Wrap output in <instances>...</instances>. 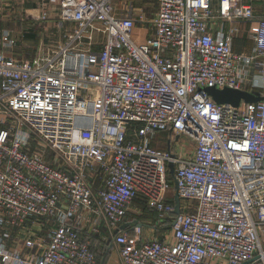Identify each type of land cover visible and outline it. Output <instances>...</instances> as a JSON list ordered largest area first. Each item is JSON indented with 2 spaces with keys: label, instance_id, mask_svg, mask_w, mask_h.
Segmentation results:
<instances>
[{
  "label": "built area",
  "instance_id": "built-area-1",
  "mask_svg": "<svg viewBox=\"0 0 264 264\" xmlns=\"http://www.w3.org/2000/svg\"><path fill=\"white\" fill-rule=\"evenodd\" d=\"M120 1L49 0L58 41L30 61L13 41L0 49V264H98L80 231L102 229L119 264H264V99L208 94L264 93V0H156L151 20ZM241 22L249 54L233 49ZM136 198L170 222V242L119 230ZM6 227L41 253L7 249Z\"/></svg>",
  "mask_w": 264,
  "mask_h": 264
},
{
  "label": "rangeland",
  "instance_id": "rangeland-1",
  "mask_svg": "<svg viewBox=\"0 0 264 264\" xmlns=\"http://www.w3.org/2000/svg\"><path fill=\"white\" fill-rule=\"evenodd\" d=\"M10 3L12 6L4 8L6 9L5 14L0 13V27L5 28L7 31L4 35L5 40H12L13 43H15L13 49L16 59L18 58L30 61L37 57L40 46L47 43L46 39L52 38V29L54 30L53 34H56V36L58 35L57 38L56 36L54 37V41L58 40L59 34L55 30L58 25L57 8L51 4L49 0H14ZM129 3H132V7L134 9L144 8L143 13L145 14L146 19L151 20L153 18V14L156 11V0H121L119 3L120 8L125 6V4L128 5ZM255 4H258V2ZM2 8L3 7L0 3V9ZM51 27L52 29H50ZM21 30L23 31V34H28L26 41H29L27 44L30 46L22 45L21 42H19ZM141 33L143 35L146 34L144 31ZM169 140L168 134L156 133L151 137V144L157 149L166 150L169 148ZM172 141L174 147H179L182 150L181 152L183 155L189 156L191 154L194 142L191 138L182 136L178 142H174V139H172ZM170 179L172 178L169 177L168 182ZM167 197H169V199L170 197L174 198V191L171 186L168 190ZM139 208L140 207L137 204L133 205V209L140 210V213L144 217H153L151 212H144L141 210L142 208ZM261 247L264 249L263 242Z\"/></svg>",
  "mask_w": 264,
  "mask_h": 264
},
{
  "label": "crops",
  "instance_id": "crops-1",
  "mask_svg": "<svg viewBox=\"0 0 264 264\" xmlns=\"http://www.w3.org/2000/svg\"><path fill=\"white\" fill-rule=\"evenodd\" d=\"M11 1H14V0H0L1 6L3 7L2 9H0V13L5 14L6 9L4 8L12 6L10 3ZM15 1H18V0H15ZM255 1L258 2V4H255L256 2L254 3L255 7L261 10L260 9L261 0H255ZM237 25H238L237 27H238L239 33L237 37L234 39L233 49L235 52H238V53H242V52L249 53L253 49V42L249 38L248 23L241 22ZM54 28H55V25H54ZM50 29H52V27ZM55 30L58 33V25L56 26ZM5 32H7L6 29L0 27V49L5 48L7 44L10 41H12V40H7V41L5 40V37H4ZM22 32L23 31L21 30V34H20L21 36H20L19 42H21L22 45L30 46L29 44H27L29 43V41L28 40L26 41V38H28V34H23ZM51 33H52L51 35L52 38L46 39L48 43L55 42L54 37L56 36V34H53L54 33L53 29L51 30ZM12 56L16 58L14 50L12 52ZM251 91H250V88L247 89V92L252 93V94H258L260 97H263L262 95L264 93L262 94L258 91H252V92ZM133 213L139 214V216L141 215L140 210L138 213L137 212H133ZM144 219H143L144 222H140L138 219L132 220V214H130V211H129L126 219L124 220V223L120 225L119 230L132 232V230L135 227H138L141 229V232L144 238L157 239L160 241L166 240L168 242L171 241L170 227L159 225L160 223L155 224V222H153V220L150 217L144 218ZM37 226L38 225L32 226V229L35 232V238H39L41 242H43V240L44 241L46 240V234H45L46 231L42 230L41 228ZM87 230L89 231V227ZM3 231L9 234V239L5 242L7 249H10L12 251L20 250L25 255L28 253L33 254V255H39L41 253V248H39L38 246H36L34 249H31L30 251L27 248L24 249V239L28 235L26 228L6 227L4 228ZM109 238L111 237H109L106 231L102 229L101 234L96 235V237L93 240H90L92 249L94 250L96 258L98 260L97 261L98 264H119L116 249L113 246L112 241L111 240L109 241ZM262 242L264 243V229L262 230V232H260V244H262ZM252 264H256V263H252Z\"/></svg>",
  "mask_w": 264,
  "mask_h": 264
},
{
  "label": "water",
  "instance_id": "water-1",
  "mask_svg": "<svg viewBox=\"0 0 264 264\" xmlns=\"http://www.w3.org/2000/svg\"><path fill=\"white\" fill-rule=\"evenodd\" d=\"M209 96L217 103V104H229L232 106H238L240 103H255L262 99L263 97H260L258 94H252L247 91H239V90H233V89H224L222 91L216 90V89H208ZM169 169V175L171 178L174 176V165L172 163L168 164ZM174 188H176V184L174 181ZM174 211L173 214L177 215L179 214V200L177 197V194L174 195ZM119 230H116L114 234L118 233ZM111 239L109 238V241ZM259 258H255L251 260L250 262L244 263V264H252L254 262H257Z\"/></svg>",
  "mask_w": 264,
  "mask_h": 264
},
{
  "label": "trees",
  "instance_id": "trees-1",
  "mask_svg": "<svg viewBox=\"0 0 264 264\" xmlns=\"http://www.w3.org/2000/svg\"><path fill=\"white\" fill-rule=\"evenodd\" d=\"M247 1H249V0H247ZM251 2H252V3H255L256 1H255V0H251ZM169 184H170L172 190H173L174 193H175L174 184H173V180H172V179L169 180ZM167 198H168V200H169V203L174 204V198H171V197H170V199H169V197H167ZM132 204H133V205H136V204H137V205L140 207L139 209L142 208L141 210H143L144 212H146V211L151 212V213L153 214V217H150V218L153 220V222H155V224L158 223V222H157V221H158V220H157V213L155 212V210L149 208L141 198H136V199H134V201H133ZM130 214H132V220H134V219H138L140 222H144L143 219H144V218H148V217H144L142 214L139 216V214H135V213H133L132 211H130ZM144 220H145V219H144ZM159 225H163V226L170 227V222L167 221V222H165V223H163V224H159ZM80 234H81V236H82L84 239L88 240L89 243H90V240H93V239L96 237V235L88 234V233H86V232H82V231H80ZM94 236H95V237H94ZM103 243H104V242H103ZM104 244H105V243H104ZM90 248H91V250L94 252V250L92 249L91 243H90ZM94 253H95V252H94ZM97 261H98V260H97ZM97 263H98V262H97Z\"/></svg>",
  "mask_w": 264,
  "mask_h": 264
}]
</instances>
